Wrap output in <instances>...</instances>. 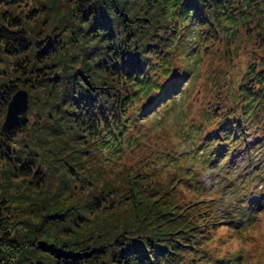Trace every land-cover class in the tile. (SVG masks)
<instances>
[{"label": "trees", "instance_id": "1", "mask_svg": "<svg viewBox=\"0 0 264 264\" xmlns=\"http://www.w3.org/2000/svg\"><path fill=\"white\" fill-rule=\"evenodd\" d=\"M38 1L0 0V164L62 197L0 194V264L255 260L235 240L264 227V0H70L45 33ZM22 87L35 118L4 134Z\"/></svg>", "mask_w": 264, "mask_h": 264}, {"label": "rangeland", "instance_id": "2", "mask_svg": "<svg viewBox=\"0 0 264 264\" xmlns=\"http://www.w3.org/2000/svg\"><path fill=\"white\" fill-rule=\"evenodd\" d=\"M69 1L70 0H40V2L38 1V7L40 8V11H38L39 15L32 21L26 22V27L29 29H33V32H38L39 30L40 32L45 33L49 31L51 27H54L55 25H57L55 24L59 21L57 18L62 16L60 12H63V13L66 12ZM41 2H42V5H41ZM46 3H49L48 7ZM31 4L32 5L30 6L26 5L24 7H16V8H12L11 10L14 11L15 14L20 13V12H27L28 9H30V7H32L33 5L35 6L37 5L34 3H31ZM3 10L4 9H2V11ZM1 17H2V13L0 11V22L2 20ZM250 57H251L250 53L242 55L243 60L249 59ZM210 60L211 62H213V64L216 63V60H213V58L212 59L210 58ZM14 67L15 66H13V59L7 56L6 54H4L3 48L2 46H0V76L4 74L6 76H9L11 74L14 75V73H16L14 70ZM22 88H25V87H22ZM33 94L34 96H36L38 93L37 91H35L33 92ZM29 99H30V92H29ZM29 109H30V101H29ZM36 109L38 108H33L30 114L28 110L27 122L35 118ZM4 116H6V114ZM2 117L3 116H1V120H2ZM4 120H5V117H4ZM2 124H1V127H2ZM234 156L238 157L239 155L236 154ZM229 165H230V162L226 164L225 168L228 169ZM227 169H225L223 172L225 171L227 172ZM8 172L9 171L6 172V167L0 164V194L10 193L11 195L15 196L16 197L15 202L12 203V205H18L19 207L29 206L31 203L42 200L45 197L46 199L52 198L51 200L53 201H54V198L60 199L62 197L59 194L57 189L49 190L47 194L41 195L39 193L40 192L39 188H37L36 186L35 187L30 186L27 180L12 177V175L8 174ZM201 174L203 176L204 181L206 182L208 191L215 190L219 175L214 174L210 168H207L206 171H201ZM223 176H225V174H222V177ZM253 186H254V183H251V187ZM75 195L73 193V197H76ZM248 196L251 198V194H249ZM218 200L219 202L223 200L222 194L218 196ZM253 234H254L255 241L244 242L240 238H237L235 240L236 241L235 247L236 249L245 248L247 251H250L254 255L255 260L258 261L259 260L258 257H260L261 250L263 249V246H264V227L261 225V229L259 231H255ZM236 249H234V251H236ZM255 260L251 258L245 260L244 258L241 264H255L254 263Z\"/></svg>", "mask_w": 264, "mask_h": 264}, {"label": "water", "instance_id": "3", "mask_svg": "<svg viewBox=\"0 0 264 264\" xmlns=\"http://www.w3.org/2000/svg\"><path fill=\"white\" fill-rule=\"evenodd\" d=\"M29 92L26 88H19L7 104L5 120L2 124V132L9 133L17 126L27 123L29 110Z\"/></svg>", "mask_w": 264, "mask_h": 264}]
</instances>
